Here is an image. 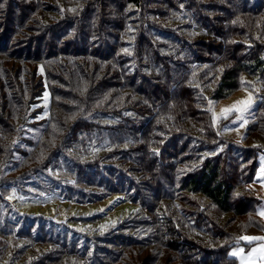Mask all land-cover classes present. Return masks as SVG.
Instances as JSON below:
<instances>
[{"label": "trees", "instance_id": "obj_1", "mask_svg": "<svg viewBox=\"0 0 264 264\" xmlns=\"http://www.w3.org/2000/svg\"><path fill=\"white\" fill-rule=\"evenodd\" d=\"M243 88L259 100L232 140L208 101ZM126 110L145 118H89ZM262 154L264 0H0V264H237L230 247L264 238ZM14 191L135 207L90 233Z\"/></svg>", "mask_w": 264, "mask_h": 264}, {"label": "rangeland", "instance_id": "obj_2", "mask_svg": "<svg viewBox=\"0 0 264 264\" xmlns=\"http://www.w3.org/2000/svg\"><path fill=\"white\" fill-rule=\"evenodd\" d=\"M251 96V104L243 112L232 111L225 116L221 115V109L233 105L237 101L247 100ZM50 93L45 88L40 102L37 104L43 108L41 116L47 113ZM259 100L258 90L251 88H243L234 94L215 101L209 98L213 103L208 107L211 109L212 119L214 124L219 129L221 135L231 138L232 140H241L244 136L245 127L248 121L254 119V107ZM244 107V105H240ZM127 113V114H126ZM213 113L216 114V119L213 118ZM124 115L127 118L134 119L135 122L144 120L145 116L139 115L131 110L124 111L121 115L114 113L96 111L89 118L109 124H118L124 120ZM241 117L242 119H237ZM246 122V123H245ZM243 124V126H241ZM44 127V121L36 127L31 128L30 132L23 133L24 136L31 137L33 140L38 137ZM30 145L25 144V148ZM20 158V153L15 152L12 160L5 164V167H11L15 161ZM257 182H253L251 186L257 189L259 195L264 199V154L259 157V164L256 172ZM12 198L21 199L19 207L21 212H28L32 216H41L49 221L57 223H73L72 226L83 232L105 231L114 227L119 221L124 219L134 209L132 204L124 194L113 193L104 199L95 202L79 203L66 200L59 196H54L48 193H41V196L32 198V194H22L16 191L12 192ZM260 212L264 210V201L261 204ZM104 209V211H100ZM262 216V215H261ZM264 218V216H262ZM243 237L259 238V233H247ZM249 243L238 244L228 249V254L235 257L237 264H264V251L262 246L264 242L259 239L245 240ZM237 251L239 255L233 256L231 253ZM243 257V259H242Z\"/></svg>", "mask_w": 264, "mask_h": 264}, {"label": "snow or ice", "instance_id": "obj_3", "mask_svg": "<svg viewBox=\"0 0 264 264\" xmlns=\"http://www.w3.org/2000/svg\"><path fill=\"white\" fill-rule=\"evenodd\" d=\"M125 51H127V50L125 49ZM212 103H213L212 101H209L210 105ZM250 104H251V96H249L247 100L237 101L233 105L221 109V115L225 116V118H226V115L228 113L232 112V111L243 112V111H245L247 109L248 106H250ZM240 105H244V107H240ZM213 118H214V120L217 118L215 113H213ZM237 119H242V118L241 117H237ZM241 126H243V124ZM100 211H104V209H100ZM260 215L264 216V210H262L260 212ZM240 239L251 240V239H264V238L241 237ZM261 250L264 251V246H262ZM231 255L236 256V255H239V253L237 251H234L233 253H231ZM242 259H243V257H242Z\"/></svg>", "mask_w": 264, "mask_h": 264}, {"label": "crops", "instance_id": "obj_4", "mask_svg": "<svg viewBox=\"0 0 264 264\" xmlns=\"http://www.w3.org/2000/svg\"><path fill=\"white\" fill-rule=\"evenodd\" d=\"M258 179H259V178H257V177H256V181H255V182H257V181H258ZM254 188H255V187H254ZM255 189H256V188H255ZM256 190H257V189H256ZM257 192H258V191H257ZM263 200H264V199H263Z\"/></svg>", "mask_w": 264, "mask_h": 264}]
</instances>
